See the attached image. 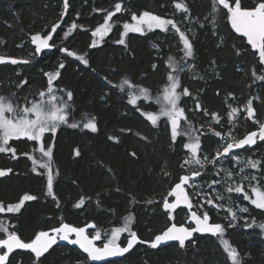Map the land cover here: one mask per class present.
Returning a JSON list of instances; mask_svg holds the SVG:
<instances>
[{"label":"trees","instance_id":"obj_1","mask_svg":"<svg viewBox=\"0 0 264 264\" xmlns=\"http://www.w3.org/2000/svg\"><path fill=\"white\" fill-rule=\"evenodd\" d=\"M63 2L0 0L2 56L20 59L26 58L28 53L36 54L29 36L34 33L42 35L57 22H63L54 36L53 51H42L28 64L0 66V96L12 99L18 106L36 101L39 93L46 90L48 77L45 74L58 72L54 87L57 91L63 90L64 98L66 92L73 93L68 123L79 122L81 125L71 128L61 124L54 141L51 133L45 134L47 143L54 144L52 168L56 200L46 194V177L33 173L32 162L27 156L19 155L31 153L37 159H43L39 152H33L35 142L10 141L18 149L19 158L12 160L8 155L0 154V169L13 170L9 175L0 177V203L5 207L18 203L25 194L34 195L37 199L26 201L19 213H0V221L6 222L9 230L16 231L25 242H30L36 233L61 223L75 227L92 223L95 225L92 232H109L111 226L123 224L129 215L132 217V230L145 242L173 223L186 225L187 214L183 209L172 214L171 219L169 213L161 209L164 198H170V189L186 174L181 167L182 154L186 152L183 147L185 138L178 137L173 143L168 125L162 126L163 119L153 127L141 115V112L159 111L160 105L155 98L167 83L166 58L169 53L155 40L162 32H130L124 38L125 44L116 43L123 24L133 23V13L139 15L148 11L165 19H174L182 13L174 8L173 0H69V8L61 18ZM184 2L190 16L202 18L211 9V0ZM257 2L259 0H242V5L253 8ZM116 3H121L122 11L113 17L111 32L102 43L90 47L94 39L92 31L103 23L106 14L103 10L115 11ZM226 19L224 10H221L215 25L217 38H223L221 45L214 37L208 43L194 44L198 68L204 73L207 66L215 61L220 67L221 78L219 81L212 79L208 84L196 81L195 87L187 82L185 75H181V88L177 91L188 88L191 96H182L180 104L183 106L191 101L195 105L200 101L211 115L222 107L224 97L245 102L257 92L255 119L262 120L264 83L255 80L252 72L255 70L257 75H264L261 72L264 65L259 63L257 53L251 51L245 40L230 31ZM73 23L78 27L65 36ZM62 48L85 57L88 64L67 57L60 51ZM237 50L240 55L236 54ZM123 80L148 89L152 99H140L136 106L129 104L120 88ZM132 90L136 92L138 89ZM196 96H199L198 100ZM195 112L202 116V112L196 109ZM92 117H95L98 129L95 133L82 127ZM186 117L193 125L198 120L192 119V114L188 112ZM185 124L181 121L183 127ZM256 129L252 121L245 118L238 135L243 138ZM109 136L117 140H109ZM201 143L202 146H214V149L218 144L209 135L202 137ZM76 149L80 151L79 157L74 156ZM256 150L260 151L257 154L259 169L264 174V142L257 141L254 148L244 149L243 152L247 155ZM37 171L45 170L37 165ZM165 171L168 175H164ZM81 198L84 204L80 208L74 207ZM209 216L216 224L211 212ZM225 231V239L237 249L242 264H264V240L256 231H249L247 237L242 236L240 228ZM103 235L102 239L106 241L107 234ZM0 238H4L3 233H0ZM100 243L101 240L98 241ZM217 243V238L207 236H195L184 248L169 244L152 250L140 243L124 257L104 264H232L221 246L218 244V248L215 247ZM123 244L125 241L120 243ZM33 259L31 254L18 251L10 257V264H32ZM40 264L92 263L75 248L57 246L41 259Z\"/></svg>","mask_w":264,"mask_h":264},{"label":"snow or ice","instance_id":"obj_2","mask_svg":"<svg viewBox=\"0 0 264 264\" xmlns=\"http://www.w3.org/2000/svg\"><path fill=\"white\" fill-rule=\"evenodd\" d=\"M173 6L178 11L184 15V19H189L190 10L187 3L184 0H173ZM69 8V0H64L63 11L61 12V18L66 14ZM221 10H224V14L227 17V21L231 29L239 34L240 36L246 38L247 44L251 46L256 53H258L259 63L264 65V0H259L253 8H244L242 5V0H211V12L210 16L211 24L215 28L217 23V17L221 14ZM104 16L103 23L100 24L92 31L91 35L93 37H99L103 39L111 30L113 17L116 13L122 11L121 3L115 4V11H107ZM131 20L133 23L125 22L123 24V31L121 32L120 39L116 41L118 44H125V36L128 33H140L144 34L145 30L153 31L159 29L163 32H168L169 30L174 31L175 34L179 36V41L183 45L181 49L183 51L182 60L184 63H171L172 57H169L168 67L172 69L167 75V83L162 89L161 94L155 98V102L160 105V109L157 113L152 112H141V115L145 116L148 121H150L153 127L158 125L161 117L166 118V123L169 126L171 141L175 143L178 137L187 136L188 142L184 143L183 147L188 153L187 158L183 161L181 167L184 165H199L201 168L205 166V161L208 163H216L222 157H227L231 155L232 160L239 161V157L232 155L234 149H242L246 146L251 147L257 143V140L264 142V123L259 122L255 119V109L253 108V100H248L243 111L247 113L246 118L253 120L254 123L258 124V128L255 131L247 133L243 138L236 139L229 132L227 134L228 143L226 147H223L222 151H218L216 156L211 160L207 156L201 160L198 157V153L201 150L200 135L195 133L198 131L193 129L187 121L185 115V109L179 106L182 96H191L188 88H183L182 91H177L181 88V80L178 73L185 70L192 71L195 67L194 64H189L187 61L194 57L193 44L186 35L185 31H182L178 23L174 19H165L161 16L154 15L151 12L144 11L137 15L133 13L131 15ZM60 27L59 24H54L52 26L51 32L47 36L41 37L40 34L32 35L31 41L36 46L35 53L38 55L41 53L42 49H47L50 47L48 41L52 38V33H54L57 28ZM77 24L73 23L69 32L65 33V36L69 35L72 29L77 28ZM201 27H204L202 24ZM213 35H216L215 30ZM223 39V38H221ZM98 40L93 39L90 47H95ZM155 47V45H154ZM62 52H67L69 56L75 55V53L67 51V49H60ZM237 55L241 53L237 50ZM82 64L87 65L88 60L83 56L76 57ZM9 62L13 65L15 64H28L29 60L16 59L11 57L0 56V64ZM215 64V61L212 62ZM61 68L64 67L63 64L60 65ZM155 68L156 66L153 65ZM48 77L47 90L41 91L39 93L40 99L36 101H30L24 106L16 105L12 99L0 96V154L8 155L12 160H17L19 155L27 156L28 160L32 162V172L36 173L38 176L46 177V194L51 196L53 200H56V196L53 192L54 185V170L52 168V158H53V147L54 144H48L46 139V133H51L53 141L55 140L57 128L61 124H67L71 128L80 127L79 122L68 123L69 114L71 110V103L73 101V93L71 91L66 92V99L64 97H58L55 94L53 88V81L59 76V73H46ZM255 80L264 81V75H257L256 71L252 72ZM193 78H197L193 76ZM202 78V77H200ZM22 83H26L22 82ZM110 83V82H109ZM122 84L128 85L130 89L137 88L136 92H128V103L136 106L137 101L140 99L149 100L152 97L149 94V90L143 87L134 86L128 80H123ZM115 87V85H114ZM123 91V88L121 89ZM60 91H63L62 89ZM219 94V93H217ZM47 96V99L45 97ZM229 96H232L229 93ZM197 111H203L205 115H208L206 109L200 103L195 106ZM137 111H140L137 107ZM238 110L232 107L228 112L229 122H231L238 114ZM212 119L216 123H220V118L216 113H211ZM181 121H184L188 126L183 127ZM83 129H87L92 133L98 131L95 117L87 119L82 125ZM202 135V133H201ZM217 137L221 136L220 132H215ZM109 140L116 141L117 138L114 136H109ZM10 141H30L35 142L36 147L33 148V152H39L42 158L37 159L31 153H19L18 149L10 144ZM131 155L135 156V153ZM74 156L79 157L80 151L78 149L74 150ZM37 165L40 169H44V172L37 171ZM247 167L251 169H258L260 166L259 161L249 159L246 164ZM13 170L0 169V177H5L9 175ZM243 171V169H241ZM164 175H168L165 171ZM201 175L200 171H193L191 176L183 175L179 178V182L168 192L169 197H175L172 202H169L168 197L163 200V208L169 213V218L171 219V211L175 210L180 205H184L189 210L193 208V203L186 191L185 186H191L190 181L195 177ZM226 175L231 179L232 174L226 172ZM244 180H256V176H244ZM75 183V181H74ZM219 183L217 180L212 181V185ZM210 185V187L212 186ZM226 191L228 193L243 194L245 200H249L251 204L255 205L258 209H264V191L260 187L252 186L251 194L255 197L254 199L245 191L242 184H236L235 186H229ZM37 199L36 196L25 194L22 196L20 201L15 204H10L4 206L0 203V213H19L21 208L24 206L26 201H33ZM215 199L220 200L223 197L219 194L216 195ZM152 201H149L151 203ZM84 204V199L81 198L74 207L80 208ZM207 204L212 207H223V205H217L214 200L209 197L201 203V207ZM57 206H59L57 202ZM240 211L247 212V208H241ZM229 215L235 219V213L228 209ZM190 220L194 221L195 227H184L176 226L172 224L161 234H158L149 243V246L153 249L157 248L160 244L168 241L178 242L179 247L184 248L186 246V241H190L194 233H210L213 236L219 235L221 237V243L224 247V251L227 253V259L232 262V264H242V260L239 253L235 247H232L227 240L222 239L225 229L220 224L209 223L210 216L207 211H204L202 215H198L196 211L190 212ZM132 217L129 215L125 217V223L122 227H114L111 230L110 235L106 236V242H103V247H98L94 241L101 240V233L97 231L94 235L89 238L86 234V228H94L95 225L88 224L86 227H73L67 223H61L59 227L52 228L50 231H40L36 233L35 237L31 239L30 242H25L16 231H10L8 224L4 221H0V233L4 234L5 238H0V264H10V254L16 249L27 250L34 255L32 264H40L41 258L44 257L45 253L49 251L50 248L57 241H66L68 244L77 245L84 253L87 254V259L91 261H99L108 257L124 256L128 253L137 243H145L141 241L136 232L131 231ZM255 223V221H253ZM231 223L229 227H233ZM252 227V225H247ZM261 229H264V224L259 225ZM123 232L129 233V238L127 240L126 246H121L117 243L120 234ZM74 234L75 238H70Z\"/></svg>","mask_w":264,"mask_h":264},{"label":"rangeland","instance_id":"obj_3","mask_svg":"<svg viewBox=\"0 0 264 264\" xmlns=\"http://www.w3.org/2000/svg\"><path fill=\"white\" fill-rule=\"evenodd\" d=\"M210 12H211V9L202 18H199L198 16H196V17L190 16L189 14H188L189 19H187V20H185L183 18L184 15H186V14H178V16H176L174 18V20L180 26L181 30L185 31L186 35L190 39V42L193 44V52H194V46H195L194 44L195 43L203 42L205 44V43L210 42L213 39V37L217 38V35H213V31L215 30V28L213 27V25L210 22L212 19V17L210 16ZM202 24L204 25V27H201ZM155 30H159V29H155ZM147 32H149V31L145 30L144 34ZM161 32H162V34H158V36L155 37V40L159 42L160 46H162L163 48H166L168 50L167 53H169V55L166 58V64L168 65V63H169V57H172L171 63H173V64L178 63V62L184 63V61L182 60L183 51L181 50L183 48V45L179 41V36L177 34H175L174 31H172V30H169L168 32H163V31H161ZM109 33L107 35H109ZM107 35L102 40L99 39V37H94V39L98 40L97 45L102 43L104 41V39H106L108 37ZM164 36H167L166 40L164 39ZM221 38H217V44L218 45H221L223 43V39H221ZM64 54L67 57H70L73 59H77L76 57L79 56L77 54H75L73 56H69L67 54V52H64ZM36 56H37V54L28 53L26 55V58H20V59L31 60L33 57H36ZM212 62L207 66V68L205 69L206 71L203 73L197 66L196 56L194 54V57L187 61V63L195 65L194 69L191 72L188 70H185L183 72L178 73V75H179V77L181 75H185V77L187 78V82H189L191 85H194L195 87L197 86V83H195L196 81H198L202 84H208L210 82V80H212V79H218V81H219V79L221 78L220 77V69H219L220 67L216 62H215V64H213ZM166 70H167L168 74L170 72H172V69L169 67H167ZM251 70H252V68L249 69V72ZM261 72H264V71L262 70ZM193 76H196L197 78L194 79ZM200 77H202V78H200ZM55 80L53 81V88L55 90V94L58 97H61V96L64 97L62 91H57V89L54 87ZM263 83H264V81H263ZM47 86H48V84H47ZM120 88H123L124 95L129 99L128 92L133 91V90L130 89L128 87V85H124V84H121ZM46 90H47V87H46ZM46 90H45V92H46ZM202 91H203V89L200 90L199 92L201 93ZM195 98H196V100H198L199 96H196ZM39 99H40V96L37 100H39ZM45 99H47V96L45 97ZM65 99H66V96H65ZM250 99L253 100V108H254V105H255L254 102L256 100H258V93L255 92L254 96ZM250 99H246L245 102L244 101L241 102L239 100L231 101L230 98L224 97L223 104L221 105L222 107L219 109V111L215 112L220 118V123H216L212 119L211 115H209V114L205 115L203 111H200V112H202V116H199L198 113L195 112V109H196L195 106L197 103H200L203 106L202 102H200V101L196 102L195 105L191 101L183 104V106L181 104H179V106L181 108L185 109V115L188 112V113L192 114V117H191L192 119H194V118L198 119V120H195L194 125H193V122L188 121V123L191 125V127L193 129L198 130L195 134L200 135V142H201L202 137H205L208 135L218 142L215 149H214V146H210L209 144H207L206 146H202V143H201V150L198 153V157L201 160H203L205 156H207L209 158V160H211L213 157L216 156L218 151H222L223 147H226L227 143L229 142L228 138H227V134L229 132L236 139H241L238 135V130H240V128L242 127V125L245 121V118L247 116V113L244 112L243 109H244L245 105L247 104V101ZM150 100L151 99L146 100V101H150ZM137 103H138V101H137ZM24 105L25 104H22L21 106H24ZM232 107H235L240 111H238L237 116L231 122H229L228 112L231 110ZM161 119H163L162 120V126L163 127L167 126L168 124L165 122L166 118L161 117ZM263 120H264V118L262 120H258V121L263 123ZM251 121L258 128V124L254 123L253 120H251ZM187 126L188 125L185 124L184 127H187ZM215 132H220L221 136L217 137L215 135ZM201 133H202V135H201ZM46 134H48V133H46ZM184 138H185L184 143L188 142V137L184 136ZM257 141L259 142V140H257ZM207 150H209V151H207ZM210 152H212V154ZM259 152L260 151L256 150L253 153L246 155L243 152V150L242 151H236V152L232 153V155L238 156L239 161L232 160L231 155H229L227 157L220 158V160L214 164L208 163L207 161H205V166L203 168H201L199 165H195V164L184 165V167H182V168L186 172V174H184V175L191 176V173L193 171H197V170L201 172L200 176L195 177L192 181H190L191 186H186V191L188 192L189 197L193 203V209H194V211L197 212L198 215H202V213L204 211H207L208 214H209V212H211V214L214 216V219L216 220L215 223L222 225L225 230L228 228L229 229L240 228L243 237H247L249 231L253 230V231H256L257 234L259 236H261L264 240V229H261L259 227V225L264 224V209L256 208L255 205L251 204L249 200H245L243 198V194H237L234 192L228 193L226 191V189L229 186H235L236 184H242L245 188V191L251 196L252 199L255 198L251 194L252 186L260 187L261 190L264 191V178H263L264 174L260 173L261 172V170L259 169L260 167H258V169H251V168L246 166L247 161L249 159L260 162V158L257 157V154H259ZM187 156H188L187 152L182 154L181 164L187 158ZM43 159H46V158H43ZM241 169H243V171H241ZM226 172H230L232 174L231 179H229L227 177ZM253 175L257 177L256 180H250V179L244 180V179H242V177H244V176L251 177ZM213 180H217V181H219V183L212 185ZM210 185H212V186L210 187ZM217 194L221 195L223 197V199H220V200L215 199ZM209 197H211L214 200L215 204L223 205V207H219V208L218 207H212V206H209L207 204H204L203 207H201V203ZM171 200L172 199L170 197L169 201H171ZM162 204H163V202L161 203V206H162ZM241 208H247L248 211L242 212V211H240ZM228 209H231V211L233 213H235V219H233L232 216L229 215ZM253 221H255V223H253ZM124 223L121 225L111 226L109 232H107V231L101 232L100 231L101 243L98 245L102 246L103 242H106L105 239H102V237H104L103 234L110 235L111 230L114 227H122L124 225ZM230 223L234 226L229 227ZM247 225H252V227H248ZM130 228H131V224H130ZM131 231H133L132 228H131ZM225 232L226 231H224V233ZM90 233H89V235L92 236L96 232L91 231ZM127 238H129V233L123 232L120 234V237L117 240V243L120 244L121 242L126 241ZM217 239H218V243L215 247L218 248L217 246L219 244L221 246L222 250L224 251V247L221 243V237L218 236ZM222 239L226 240L224 237V234H223ZM245 256L246 255H244V257Z\"/></svg>","mask_w":264,"mask_h":264},{"label":"water","instance_id":"obj_4","mask_svg":"<svg viewBox=\"0 0 264 264\" xmlns=\"http://www.w3.org/2000/svg\"><path fill=\"white\" fill-rule=\"evenodd\" d=\"M62 21H59V22H57L56 24H59L60 25V27L62 26ZM227 23H228V21H227ZM228 25H229V23H228ZM60 27H58L57 28V30L60 28ZM229 28H230V31H232V33L233 34H235L236 36H238V37H242V36H240L239 34H237V33H235L232 29H231V27H230V25H229ZM51 29H52V26H51V28H50V31L49 32H51ZM57 30L54 32V33H52V38L48 41V43H49V45H50V47L49 48H47V49H42V51L43 52H51V51H53V46H52V41H53V39H54V36H55V34H56V32H57ZM48 32V33H49ZM48 33L46 34V35H44V34H40L41 35V37H44V36H47L48 35ZM32 35H35V34H32ZM32 35L29 37V39H30V43H31V45L35 48L36 46L32 43V41H31V37H32ZM242 38H244V37H242ZM245 39V41H246V38H244ZM246 44H247V41H246ZM248 45V44H247ZM249 47H250V49H251V46L250 45H248ZM41 51V52H42ZM251 51L252 52H255L253 49H251ZM258 54V53H257ZM0 56H2V55H0ZM4 57H6V56H4ZM12 58V57H11ZM5 64H11V63H9V62H5V63H3V64H0V66L1 65H5ZM263 123H264V120H263ZM256 145V144H255ZM255 145H253V146H251V147H248V146H246L245 148H242V149H234L233 151H232V153H234V152H236V151H242V150H244V149H246L247 150V148H249V149H251V148H254L255 147ZM178 182H179V180H178ZM177 183V182H176ZM175 185V184H174ZM185 188H186V186H185ZM172 198V200L171 201H169V202H172L174 199H175V197H171ZM165 213H168V212H166L165 210H164V208H163V204H162V208H161ZM179 209H184L185 211H186V213H187V216H188V218H187V226L186 225H176V226H184V227H195V223H194V221H192V220H190V212L191 211H194V209L192 208L191 210H189L187 207H185L184 205H180L179 207H177L175 210H172L171 211V214H174L177 210H179ZM209 223H211V219L209 220ZM90 224H92V223H90ZM174 224V223H173ZM212 224V223H211ZM70 225V224H69ZM88 225V224H87ZM172 225V224H171ZM171 225H169L168 227H170ZM73 226V225H72ZM57 227H59V226H57ZM73 227H75V226H73ZM82 227H86V225H84V226H82ZM167 227V228H168ZM54 228H56V227H54ZM167 228H165L163 231H165ZM93 230V228H86V234H88L89 235V233L91 232ZM46 231H50V229L49 230H46ZM162 231V232H163ZM161 232V233H162ZM161 233H159V234H161ZM158 235V234H157ZM195 236H208V237H212V238H217L219 235H217V236H213L212 234H210V233H203V234H201V233H194L193 234V237H192V239L190 240V241H186V243H189V242H191L192 240H193V238L195 237ZM155 237V236H154ZM154 237L150 240V241H147V242H145L144 244L148 247V248H150V249H152V250H156V249H159V248H161V247H163V246H166V245H169V244H178V242H175V241H168V242H164V243H162V244H160L157 248H155V249H153V248H151L150 246H149V243L148 242H151L153 239H154ZM70 238H75L74 237V234L70 237ZM89 238H91V236L89 235ZM140 239V238H139ZM127 240H128V238H127ZM127 240L125 241V244H123V245H121V246H126L127 245ZM94 243L98 246V247H103V245L102 246H99L98 245V241H94ZM138 244H140V243H137L136 245H138ZM136 245L133 247V249L136 247ZM57 246H70L71 248H75V250H77V251H79V253H81L82 255H84L86 258H87V254L86 253H84L77 245H71V244H68L66 241H57V243L56 244H54L53 246H52V248H50L49 249V251L47 252V253H45V255L44 256H46L50 251H51V249H53L54 247H57ZM133 249H131L130 251H132ZM17 251H24V252H27V253H29V254H31L30 252H28L27 250H20V249H16V250H14V252L12 253V254H10V257L15 253V252H17ZM129 251V252H130ZM128 252V253H129ZM128 253H126V254H124V256L125 255H127ZM33 257H34V255L33 254H31ZM124 256H116V257H108V258H105V259H103V260H99V261H91V260H88V262H90V263H92V264H104V263H107V262H110V261H114V260H117V259H120V258H122V257H124ZM43 258V257H42ZM41 258V259H42Z\"/></svg>","mask_w":264,"mask_h":264},{"label":"bare ground","instance_id":"obj_5","mask_svg":"<svg viewBox=\"0 0 264 264\" xmlns=\"http://www.w3.org/2000/svg\"><path fill=\"white\" fill-rule=\"evenodd\" d=\"M226 21H227V19H226ZM229 26V25H228ZM34 34H37V33H34ZM32 35V34H31ZM30 35V36H31ZM29 36V37H30ZM242 38V37H241ZM244 39V38H243ZM30 40V39H29ZM245 40V39H244ZM245 43H246V41H245ZM31 44V43H30ZM250 48V47H249ZM258 55V54H257ZM249 149V148H248ZM252 149V148H251ZM258 159V158H257ZM183 169V168H182ZM184 172V171H183ZM185 173V172H184ZM264 178V177H263ZM188 193V192H187ZM172 199V198H171ZM161 208H162V206H161ZM184 210V209H183ZM163 211V210H162ZM185 211V210H184ZM186 212V211H185ZM187 214V213H186ZM187 218H188V216H187ZM256 218V217H255ZM212 223V222H211ZM212 224H214V223H212ZM217 224V223H216ZM186 226H187V220H186ZM208 237V236H207ZM18 252V251H17Z\"/></svg>","mask_w":264,"mask_h":264},{"label":"flooded vegetation","instance_id":"obj_6","mask_svg":"<svg viewBox=\"0 0 264 264\" xmlns=\"http://www.w3.org/2000/svg\"><path fill=\"white\" fill-rule=\"evenodd\" d=\"M49 31H50V29H49ZM49 31H47L46 33H44V35H46ZM52 46H53V41H52Z\"/></svg>","mask_w":264,"mask_h":264}]
</instances>
